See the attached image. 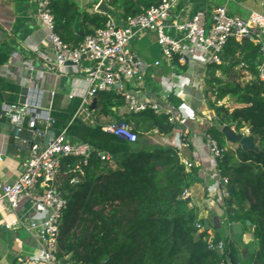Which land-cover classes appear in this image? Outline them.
<instances>
[{"label": "trees", "instance_id": "1", "mask_svg": "<svg viewBox=\"0 0 264 264\" xmlns=\"http://www.w3.org/2000/svg\"><path fill=\"white\" fill-rule=\"evenodd\" d=\"M158 1L110 0L112 5L124 7V15L141 13ZM51 7L57 31L73 46L103 28L108 19L106 13L85 14L84 21H88L91 27H87L83 34H75L72 28L80 14L76 2L51 0ZM238 53L248 62L256 79L245 83L228 82L221 87H216L223 82L218 75L207 80L212 86L206 89V93L214 87L216 94L214 100L208 98L209 107L216 113L215 124L209 126L208 132L221 145L225 144V136L219 126L225 124L235 126L237 131L248 126L255 137L258 151L243 150L240 146L228 148L217 165L220 174L231 185V194L224 199L229 220L242 222L245 230L250 228L257 245L256 252L241 257L238 239L219 231L214 234V239L227 242L225 251L220 253L209 248L210 233L197 228L199 212L190 207L189 200L184 197L197 170L187 169L178 149L142 141L154 128L158 133L172 132L175 125L168 115L157 114L150 108L133 112L134 127L140 132V139L130 142L104 131L100 125L92 126L81 119H73L82 102L80 97H75L64 107H57L56 98L53 114L57 132L67 129L71 136L90 142L108 153L110 158L103 160L93 154L87 162L74 156L63 159L60 188L69 199L59 239V256L64 262L221 264L223 259L230 257L229 264H264V82L257 78L256 64L262 55L260 45L248 39L242 44L230 39L223 62L212 64V67L224 73L234 71L240 62L236 58ZM8 59L9 54L0 50V65ZM0 85V100L4 91L16 90L1 77ZM18 94L10 101H17ZM227 96L234 98L237 105L218 106L217 101ZM120 100L121 96L114 92L99 93V102L106 113ZM77 174L81 175L80 181L71 183Z\"/></svg>", "mask_w": 264, "mask_h": 264}, {"label": "built area", "instance_id": "2", "mask_svg": "<svg viewBox=\"0 0 264 264\" xmlns=\"http://www.w3.org/2000/svg\"><path fill=\"white\" fill-rule=\"evenodd\" d=\"M182 0H159L143 12L135 15H124L118 20L113 14L108 13L105 26L94 34L87 35L78 45L73 46L63 40L57 31L55 15L51 7V0H37L36 14L39 24L45 29L44 42L50 45L53 56L45 58L42 51L33 44H29L38 54L42 55L45 67L47 66L57 75V69L71 66L73 71L86 77L88 86L70 92L67 97L72 100L75 97L82 99L81 105L73 116V119H81L89 125H100L106 131L135 142L140 139V132L134 124L126 118L120 121L101 123L96 115L92 101L101 92H114L123 97L129 111L138 112L150 108L157 114H166L170 122L175 125L179 118L177 110L170 101V93L163 99L158 97H143L138 91L129 87L133 82L141 83L144 80L146 61L132 48V42L145 33H155L161 47L162 56L168 62H174L179 58L181 62L192 64V77L180 86L179 95L184 99L190 94L185 90L188 84L194 85L204 91L202 101L208 102L212 90L206 93V68L207 65L220 64L224 60L226 45L230 39H235L242 44L246 39L260 45L264 54V14L251 11L246 15L232 14L227 4L215 7L211 14V23L207 22L205 13L197 11L189 18L175 20V13ZM173 31L172 34L170 31ZM259 60V59H258ZM160 60L155 61L159 65ZM24 74L21 79L17 101H3L0 105V121L6 122L12 130L16 145L20 151L28 153L23 165V171L17 180L13 182H1L2 199L12 211H16L24 202H30L35 210L41 209L45 216L39 222L37 220L26 221L21 215H16L11 222L6 223V228L13 229L23 225L29 230L41 227L43 244L34 258L21 259V264H63L60 253V233L63 225L64 212L68 207L69 199L60 188V171L65 157L74 156L87 162L96 154L103 160L109 159L108 153L97 149L88 141L71 136L67 129L57 132L55 128L56 118L55 100L57 98V86L42 84L45 70L38 69L35 58L22 59ZM240 70L248 71L250 65L245 60H240L236 66ZM197 74V75H196ZM173 78V77H172ZM258 80L264 82V61L258 63ZM222 100L217 101V105ZM185 122V119H180ZM232 128L237 132L235 126ZM243 134H250L248 126L240 130ZM212 154L215 164L207 170L217 178L208 185L214 187L209 192L208 200L218 203L223 207L224 221L230 227V238L233 237L232 225L229 220V212L224 207V199L228 196L225 183L228 179L220 174L217 165L228 149L227 144L221 145L208 130L200 133ZM179 151V150H178ZM180 152V151H179ZM0 159L2 157L0 156ZM187 169L196 167L195 160L184 159ZM201 164V159H199ZM79 167V166H78ZM76 171V170H74ZM80 173L83 171L80 169ZM210 175V176H212ZM203 176V180L206 177ZM81 175H75L71 183H77ZM224 180V183L222 182ZM188 196V188L184 197ZM193 207L194 203L190 202ZM197 228L205 229L203 222L198 221ZM209 231V230H208ZM210 233V232H209ZM209 248L220 253L225 251L227 242L224 239L215 240L210 233L208 239ZM231 258L223 259L221 264H229Z\"/></svg>", "mask_w": 264, "mask_h": 264}, {"label": "crops", "instance_id": "3", "mask_svg": "<svg viewBox=\"0 0 264 264\" xmlns=\"http://www.w3.org/2000/svg\"><path fill=\"white\" fill-rule=\"evenodd\" d=\"M74 1L80 13L72 28L75 34H83L87 27H91L88 21H84L85 14L110 13L118 20L124 16V7L112 5L110 0ZM101 3L108 6L109 10L107 12L99 9ZM222 4H227L232 14L246 15L251 11L264 14V0H182L175 13V20L186 19L197 11H203L207 22L211 23L213 9ZM36 8L37 0H0V50L9 54V59L0 65V77L4 79V82L13 84L16 87V90L9 88L4 91L0 102L10 101L13 96L18 94L24 74V69L21 66L22 59L32 56L35 58L36 67L45 70L46 74L42 79V84L45 86L55 84L57 86V107H64L71 101L67 95L72 91L86 88L88 81L86 77L76 74L71 66L64 67L62 70L57 69V75L50 68L46 70L48 68L45 67L43 62L45 59L29 47V44L38 47L40 52L42 51L43 55L46 56L45 58L53 56L50 45L46 41L44 42L46 31L38 22ZM170 32L174 33L172 30ZM132 48L145 59L146 72L143 82H133L129 87L138 91L143 97L150 99L155 97L163 99L171 92L170 101L174 109L177 110L179 117L174 122L175 127L172 132L158 133V130L154 128L147 132L144 137L148 138V142L151 144H164L178 149L182 161L192 159L197 162L196 167H194L197 170L196 177L188 188L187 198L194 203V207L198 210V219L204 224L206 220L209 222V232L214 235L223 228L226 221L222 216V213H224L223 207L212 202V200H208V191L214 189L213 186L209 188L208 185L217 177L207 171L214 166L215 161L212 160L210 148L201 138L200 133L215 124V110L202 101L204 91L196 87L193 81L187 86H183L190 96L184 99L179 95L180 86H176L175 82L184 84L195 78V76H191L193 72L192 64L181 62L179 58H176L172 63L168 62L162 56L161 47L155 33L140 35L133 40ZM236 58L241 60V54L238 53ZM258 59L256 64L259 61H264V54ZM156 60H160L159 65H155ZM211 69L218 71L212 65L203 68V71H206V79L209 78ZM235 69L238 68L235 67ZM242 71L245 74V77H243L245 82L256 79L250 68L248 71ZM91 103L101 123L126 118L136 125V121L132 117L133 112L129 111L123 97L116 105L111 106V111L108 113L102 109L99 95ZM180 119H185V122H180ZM227 144L231 148L238 147V144L234 142H227ZM0 156L2 157L0 159V183L17 180L23 171L28 153L18 149L11 127L3 120L0 121ZM199 159H201V164ZM205 174L206 177L203 180L202 175ZM1 196L2 190L0 188V264H21V259L34 258L41 249L43 244L41 227L29 230L20 225L8 229L5 225L7 222H11L17 214L21 215L23 220L29 222L37 220L40 222L45 213L41 209H33L30 202H24L17 212L12 211ZM217 217H219V220ZM226 232L225 235L230 234L229 226ZM235 235H242V241L245 244L254 240L251 230L247 231L245 227L242 234H235L233 231L232 236L235 237ZM40 264L45 263L41 262ZM63 264L75 263L68 260Z\"/></svg>", "mask_w": 264, "mask_h": 264}, {"label": "rangeland", "instance_id": "4", "mask_svg": "<svg viewBox=\"0 0 264 264\" xmlns=\"http://www.w3.org/2000/svg\"><path fill=\"white\" fill-rule=\"evenodd\" d=\"M243 70V69H242ZM240 70V69H235L234 71L230 72V73H224L222 72L221 70H214V69H211L210 73H209V78L210 77H213V76H217L220 77L221 79H223V82H221L220 84H216V87H221L222 85L228 83V82H237V81H241L242 83H245V79H243V77H245L243 71ZM240 73V74H239ZM207 78V79H209ZM206 79V81H207ZM211 83L210 82H206L205 84V90L206 89H209L211 88L212 85H210ZM214 85V84H213ZM211 91V90H209ZM211 96L215 98L216 94H214V91L211 92ZM213 100V98H211ZM207 105H208V102H207ZM220 106L221 105H226L228 107H234L236 104L234 98H232L231 96H227L225 97L223 100H222V103L219 104ZM218 105V106H219ZM209 106V105H208ZM227 142H230L228 141L226 138H225V143L227 144ZM227 147L228 148H231L230 146H228L227 144ZM233 149H236V148H233ZM227 229H228V226H227V222H224L223 224V228H221L219 231L221 234L225 235L227 232ZM250 228L247 229V231L249 230ZM236 239H238V241L240 242V252L243 254L241 257H246L247 255L251 254V253H255L256 252V249H257V245L256 243L253 241H250L248 244L246 245H243L242 244V235H236L235 236ZM242 241V242H241ZM244 243V242H243Z\"/></svg>", "mask_w": 264, "mask_h": 264}, {"label": "water", "instance_id": "5", "mask_svg": "<svg viewBox=\"0 0 264 264\" xmlns=\"http://www.w3.org/2000/svg\"><path fill=\"white\" fill-rule=\"evenodd\" d=\"M99 9L107 12L109 10L108 6L105 3H101ZM222 133L224 134L225 138L230 141L237 143L243 150H255L258 151V145L255 141V137L252 134H243L241 132H236L231 125L225 124L222 129ZM143 142L147 143L149 141L148 138L144 137L142 139ZM224 183V180L222 179ZM225 187L229 194H231V185L229 183H225ZM219 220V217H217ZM247 224L251 225V221L247 220ZM210 228L209 222L205 221V229L208 230ZM232 229L235 234H242L244 231V225L242 222H236L232 225Z\"/></svg>", "mask_w": 264, "mask_h": 264}, {"label": "clouds", "instance_id": "6", "mask_svg": "<svg viewBox=\"0 0 264 264\" xmlns=\"http://www.w3.org/2000/svg\"><path fill=\"white\" fill-rule=\"evenodd\" d=\"M223 126H224V125H223ZM223 126H219V128L222 129ZM231 126H232V125H231ZM237 132H240V130L237 131ZM250 134H251V133H250ZM238 147H239V146H238ZM185 198H187V197H185ZM187 199H188V198H187ZM188 200H189V199H188ZM190 202H191V201L189 200V206H190ZM190 207H191V206H190ZM193 207H194V206H193ZM199 221H201V220H199ZM201 222H202V221H201ZM235 223H236V222H235ZM203 224H204V223H203ZM243 225H244V224H243ZM204 226H205V224H204ZM209 229H210V228H209ZM209 229H208V230H209Z\"/></svg>", "mask_w": 264, "mask_h": 264}]
</instances>
